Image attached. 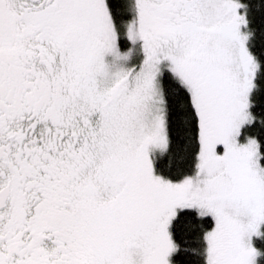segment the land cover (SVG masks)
<instances>
[{
    "label": "snow or ice",
    "instance_id": "1",
    "mask_svg": "<svg viewBox=\"0 0 264 264\" xmlns=\"http://www.w3.org/2000/svg\"><path fill=\"white\" fill-rule=\"evenodd\" d=\"M0 264H264V0H0Z\"/></svg>",
    "mask_w": 264,
    "mask_h": 264
}]
</instances>
